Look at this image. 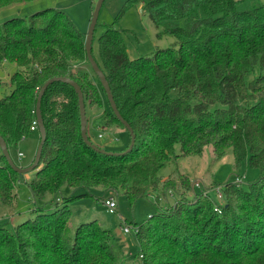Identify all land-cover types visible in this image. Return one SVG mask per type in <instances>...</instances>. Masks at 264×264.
Masks as SVG:
<instances>
[{
	"label": "trees",
	"instance_id": "1",
	"mask_svg": "<svg viewBox=\"0 0 264 264\" xmlns=\"http://www.w3.org/2000/svg\"><path fill=\"white\" fill-rule=\"evenodd\" d=\"M21 1L31 0H0V8ZM137 1L176 45L130 58L122 29L109 25L98 36L96 62L133 131L132 148L107 153L87 145L80 134L75 89L53 81L40 98L45 140L27 181L30 194L44 200L67 185L84 193L63 202L91 195L92 188L121 191L133 202L159 188L158 172L169 160L201 155L210 147L217 161L231 150L235 167L246 162L258 176L246 187L242 181H225L220 211L214 209L213 196L191 188L187 175L177 185L164 179L159 189L169 188L178 199L144 223L131 222L139 246L136 257L140 264H264V4ZM84 41L85 32L53 7L0 23V67L15 64L10 89L0 96V136L8 150L32 131L37 94L52 76L75 81L85 112L87 106L101 108L104 126L126 132L120 152L128 146L130 134L109 106L87 61ZM19 175L0 153L3 204H15ZM33 210L32 218L12 227L0 223V264H131L132 254L123 252L100 220L71 227L66 203L55 202L50 211L41 206Z\"/></svg>",
	"mask_w": 264,
	"mask_h": 264
},
{
	"label": "rangeland",
	"instance_id": "2",
	"mask_svg": "<svg viewBox=\"0 0 264 264\" xmlns=\"http://www.w3.org/2000/svg\"><path fill=\"white\" fill-rule=\"evenodd\" d=\"M96 1L31 0L15 2L0 8V23L10 17L26 16L37 10L53 7L66 13L76 28L86 33ZM258 3L264 4V0H249L247 4L252 6ZM109 25L124 31L126 52L130 58L151 55L157 49H165L176 45L175 38L172 35L160 33V28L154 25L148 12L141 7V3L137 0H103L91 40V54L97 62H100L98 36ZM14 70L15 64L12 62H5L0 67V79L4 82L0 86V96L9 91L8 79L10 73ZM92 76L96 80L95 75ZM175 93L176 90L173 89L171 94L174 95ZM86 118V133L93 144L105 151L117 152L124 148L127 140L126 132L120 130V128L115 129L114 126H104L101 108L87 106ZM38 142L39 132L38 130H32L15 147L9 149L13 162L20 166L28 163L35 154ZM175 149L179 152L178 145H175ZM19 152L21 155L18 154ZM34 173L35 169H32L19 175L15 184L17 195L14 205V201L12 206L0 202V223L7 222V225L12 227L28 218H32L35 215L33 209L37 206L50 211L54 208L55 202L59 205L66 203L71 210L69 221L71 227H74L79 221L100 220L106 228L112 231L123 252L132 254L128 259L131 264H140V259L136 257L139 246L131 222L144 223L148 220L149 215L168 208L178 199V194L169 190V188L165 191L159 189L162 187L164 179L172 178L177 185L180 176L187 175L191 188L195 192H201L204 195L206 191V194L211 197V189L216 186L214 182L220 183L219 186H221L225 181L233 182L235 177L243 176L241 186L246 187L251 180L258 176V170L249 167L246 162H242L238 167H235L231 150L219 160L213 161L211 148L205 147L201 155H181L176 159L169 160L158 172L160 182L156 191L151 190L147 195L139 197L133 202L126 200L121 191L113 193L117 205L115 211L109 212L103 204V199L109 196V192L100 188L90 189L91 195L75 196L67 202H63L67 196L84 193L82 188L77 187L69 190V186L64 185L56 194H48L44 200L34 199L27 186V181ZM195 182L199 184L198 187L193 186ZM223 202L224 198L222 199ZM124 224L130 226L129 232L121 230Z\"/></svg>",
	"mask_w": 264,
	"mask_h": 264
},
{
	"label": "water",
	"instance_id": "3",
	"mask_svg": "<svg viewBox=\"0 0 264 264\" xmlns=\"http://www.w3.org/2000/svg\"><path fill=\"white\" fill-rule=\"evenodd\" d=\"M102 2H103V0H97L95 6L93 8V11H92V14L90 17L89 26H88V29L85 33L84 49H85L87 61L90 64V67H91L93 73L96 75L100 84L103 87L106 99L109 103V106H110L112 112L117 117V119H119V121L125 126V128L128 130V132L130 134L129 144L125 148V150H123L121 152L120 151H117V152L105 151L104 149L93 144L90 141V139L88 138L87 133H86V112H85V105H84V100H83V93L80 89V86L75 81L70 79L69 77L52 76V77H49L48 79H46L42 83V85L40 86L39 92L37 94L36 102H35L34 111H35V120L37 123V130L39 132V142H38V145H37V148H36L32 162L26 166L16 165L13 162V160L11 159V156L9 154V150L7 149L6 143L4 142L3 138L0 136L1 153L4 156V158L6 159L8 165L14 171L18 172L19 174H23L27 171L34 169L39 162L41 150H42V145H43V142L45 140V129L43 126V122H42V118H41V112H40V98H41V95H42L44 89L47 87V85L50 84L51 82L57 81V80L69 83L70 85L73 86V88L76 91L77 98H78L79 115H80V134H81L83 141L87 145L91 146L95 150L107 152V153H122V152H127L132 148V145L134 142L133 131H132L131 127L129 126V124L121 117L120 113L118 112L116 105L114 103L113 97L111 95L108 83L105 79L104 73L102 72V70L100 69V67L98 66L97 62L95 61V59L93 58V56L91 54V40H92L93 30H94V27H95V24L97 21L98 12H99V9L101 7Z\"/></svg>",
	"mask_w": 264,
	"mask_h": 264
},
{
	"label": "built area",
	"instance_id": "4",
	"mask_svg": "<svg viewBox=\"0 0 264 264\" xmlns=\"http://www.w3.org/2000/svg\"><path fill=\"white\" fill-rule=\"evenodd\" d=\"M36 125H37L36 120H33L32 121V124L30 126V129L31 130H35L36 129ZM18 154L21 155L20 152ZM242 177H240V176L235 177V179L233 180V182L240 183L242 181ZM193 186L194 187H198L199 184L197 182H195V183H193ZM222 189H223V186L222 185L221 186L216 185L215 187H213L211 189L212 196H213L214 200L217 202V204L214 207V209L217 210V211H220V204H222V199H223V190ZM200 191H202V190H200ZM113 193L114 192L111 191L109 193V196H107L106 198L103 199V204L105 205L106 209L109 212L115 211V207L117 205V201H116V198L114 197ZM205 194H206V191H205ZM135 229H136V227L133 226V231ZM121 230L123 232H129L130 231V226L124 224L121 227Z\"/></svg>",
	"mask_w": 264,
	"mask_h": 264
},
{
	"label": "crops",
	"instance_id": "5",
	"mask_svg": "<svg viewBox=\"0 0 264 264\" xmlns=\"http://www.w3.org/2000/svg\"><path fill=\"white\" fill-rule=\"evenodd\" d=\"M86 123H87V118H86ZM115 127V126H114ZM86 128H87V125H86ZM117 127H115V129H116ZM119 129V128H118ZM36 130V129H35ZM121 130V129H120ZM34 131V130H33ZM33 157H34V155H33ZM33 159V158H32ZM32 159L28 162V163H26V164H23L22 166H26V165H28V164H30L31 163V161H32ZM69 188V190H71L72 189V187H68Z\"/></svg>",
	"mask_w": 264,
	"mask_h": 264
}]
</instances>
